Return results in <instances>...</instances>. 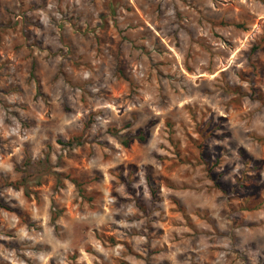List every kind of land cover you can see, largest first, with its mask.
Wrapping results in <instances>:
<instances>
[{"label": "rangeland", "instance_id": "374dc122", "mask_svg": "<svg viewBox=\"0 0 264 264\" xmlns=\"http://www.w3.org/2000/svg\"><path fill=\"white\" fill-rule=\"evenodd\" d=\"M0 264H264V0H0Z\"/></svg>", "mask_w": 264, "mask_h": 264}, {"label": "trees", "instance_id": "16d2710c", "mask_svg": "<svg viewBox=\"0 0 264 264\" xmlns=\"http://www.w3.org/2000/svg\"><path fill=\"white\" fill-rule=\"evenodd\" d=\"M140 138H142L141 140H143V137H140ZM125 144H127V141L125 142Z\"/></svg>", "mask_w": 264, "mask_h": 264}]
</instances>
